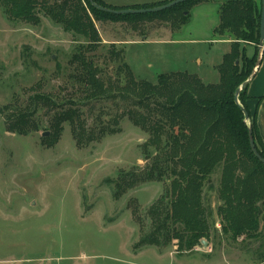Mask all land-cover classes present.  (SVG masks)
<instances>
[{
  "label": "rangeland",
  "instance_id": "1",
  "mask_svg": "<svg viewBox=\"0 0 264 264\" xmlns=\"http://www.w3.org/2000/svg\"><path fill=\"white\" fill-rule=\"evenodd\" d=\"M122 1L125 7H134L175 0ZM227 1L197 4L178 31L158 21L134 28L94 22L102 45L87 55L101 68L105 81L116 78V63L109 61L108 47L117 43L137 80L155 83L160 74L187 72L214 85L219 80L216 66L227 47L215 41L214 29L219 7ZM253 1L260 7V0ZM39 13V24L32 26L10 20L0 9V111L12 103L24 106L32 89L58 103L81 101L88 127L111 125L127 106L118 101L85 105L86 94L74 86L75 69L70 64L84 40ZM50 115L38 112L33 118L38 129L26 136L8 133L0 115V264L260 263L264 223L255 240L240 236L233 241L222 234V223L214 214L215 190L205 201L214 214L208 240L191 252L178 253L175 242L136 249L142 235L140 223L149 227L146 212L163 194L166 183L139 185L115 200L114 185L109 182L122 172L145 166L141 145L147 135L124 116L118 119L115 134L84 148L76 145L71 128L64 124L58 142L50 147L42 139L50 136Z\"/></svg>",
  "mask_w": 264,
  "mask_h": 264
},
{
  "label": "trees",
  "instance_id": "2",
  "mask_svg": "<svg viewBox=\"0 0 264 264\" xmlns=\"http://www.w3.org/2000/svg\"><path fill=\"white\" fill-rule=\"evenodd\" d=\"M100 8L146 10L167 4L152 3L134 7H112L103 0H93ZM172 2V1H171ZM209 0H190L150 14H114L99 11L88 0H0V9L12 21L32 26L39 24L42 12L65 32L83 38L84 43L71 56V76L90 103L118 101L127 110L100 128L88 127L81 101L56 102L48 95L32 92L24 106L16 103L1 108L6 131L26 136L38 129L34 117L41 110L50 113V136L42 138L48 146L58 142L67 124L79 148L116 133L118 119L126 116L148 139L141 145L145 166L120 173L114 181L113 197L118 200L126 192L148 183H166L163 194L146 212L149 227L140 223V247H166L175 242L178 253L193 251L211 235V219L216 214L222 223V234L235 241L240 236L255 240L264 223V165L249 146L248 127L254 147L264 160V147L257 132L255 118L245 122L241 108L234 102L235 91L251 76L258 58L260 43V7L253 0H229L219 8L218 36L230 35V51L216 66L217 83L204 84L187 72L160 74L155 83L137 80L125 62L122 49L108 47L109 61L116 63L115 79L103 80L102 70L87 55L102 45L94 22L123 23L135 27L139 23L158 21L178 31L187 22L194 6ZM169 3V2H168ZM246 45L253 46L248 56ZM264 46V42H263ZM123 79V84L121 81ZM247 87L238 96L246 108ZM217 177L214 188L212 181ZM108 181V180H107ZM207 188V189H206ZM216 192L218 206L214 214L205 206L206 195ZM134 212V211H133ZM147 228V230L145 229ZM264 248L260 244L258 250ZM258 264H264L259 253Z\"/></svg>",
  "mask_w": 264,
  "mask_h": 264
},
{
  "label": "crops",
  "instance_id": "3",
  "mask_svg": "<svg viewBox=\"0 0 264 264\" xmlns=\"http://www.w3.org/2000/svg\"><path fill=\"white\" fill-rule=\"evenodd\" d=\"M104 1L106 2L111 1L112 2L111 6H114L116 8L125 7L122 0H113V1L104 0ZM218 23H219V19H218ZM217 37L218 39H215V41L227 46L226 50L224 49L225 52L221 55L223 57V55L227 54L230 51V47H231V43L233 42V39H231L230 35L228 36L227 34ZM115 45H117V43H115ZM245 49L248 55L252 54L253 52L252 46L250 47L246 45ZM262 55L263 57H262L261 65L257 69V72L252 78V80L247 85V91H246L247 98L245 100V103L248 113L250 114V118L251 119H253V117L255 118L257 132L260 136L262 146L264 147V52ZM199 78L202 81V78L200 76Z\"/></svg>",
  "mask_w": 264,
  "mask_h": 264
},
{
  "label": "water",
  "instance_id": "4",
  "mask_svg": "<svg viewBox=\"0 0 264 264\" xmlns=\"http://www.w3.org/2000/svg\"><path fill=\"white\" fill-rule=\"evenodd\" d=\"M187 1H190V0H175V1H172V2L165 4L164 6L153 7V8H149L146 10H119L118 12H115V11H110V10H107L104 8H100L94 4L93 0H88V2L94 8L98 9L99 11H102V10L108 11V12L114 13L116 15H118V14H131V15H134V14H150V13H154V12L164 11L166 8H169V7H172V6L181 4L183 2H187ZM261 7L262 8H261V17H260V23H261L260 24V43L258 46V58H257V61L255 63V66L252 70L253 72H252L251 76H249L246 79V81L239 86V88L235 91V94H234V102L241 108L243 118H245V122L247 124L249 123L250 118H249L248 112L240 106V103H238V96L241 93V91H243L247 87L248 83L252 80V78L254 77V75L257 72V69L261 65V61H262V57H263L262 54L264 52V46H263V42H264V0H261ZM248 134H249L250 149L252 150V152L254 153L256 158L260 161V163L264 165V160L259 156V154L255 150L253 134H252V130L250 127H248ZM47 135H48V133L43 134L44 137H46ZM203 244H205V243L203 242Z\"/></svg>",
  "mask_w": 264,
  "mask_h": 264
}]
</instances>
